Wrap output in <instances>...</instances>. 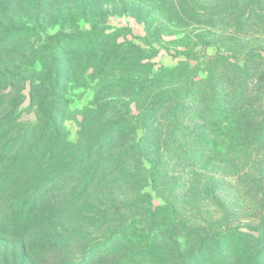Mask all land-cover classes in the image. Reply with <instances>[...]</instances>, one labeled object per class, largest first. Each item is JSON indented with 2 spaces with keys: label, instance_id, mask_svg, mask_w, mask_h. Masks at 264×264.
Instances as JSON below:
<instances>
[{
  "label": "rangeland",
  "instance_id": "374dc122",
  "mask_svg": "<svg viewBox=\"0 0 264 264\" xmlns=\"http://www.w3.org/2000/svg\"><path fill=\"white\" fill-rule=\"evenodd\" d=\"M121 28L129 30L116 32ZM91 31L95 33L87 35ZM254 49L264 52V0H0V79L2 72H8L9 81L26 84V98L18 110L23 121L33 123L38 108L28 101L30 83L51 77L56 86L54 97L60 100L54 111L70 113L62 126L71 142L78 140L84 128L89 134L94 127L115 128L120 122L125 135L114 146H130L132 128L138 126L135 139H139L143 127L154 118L151 111H145L153 98L177 89L182 80L183 85L187 83L188 78L177 73L180 66L188 67L189 76H202L207 64L228 58L220 59L222 53L244 59ZM176 51L197 56L189 60L172 56ZM24 68H28L25 76L14 75ZM16 87L1 81L0 93L18 95ZM33 90L38 91L37 87ZM110 138L107 134L104 141ZM257 145L242 163L232 166L182 163L175 169L168 162L163 181L152 176L156 165L148 161H143L147 175L119 178L115 188L107 187L108 175L105 186L90 195L99 210L88 220L87 230L98 242L81 250L75 240L78 243L70 245L68 263L116 264L126 259L138 244L122 236L121 229L133 230L120 216L128 219L147 207L143 214L155 221L137 226L142 231L141 243L148 241L137 257L145 260L142 264H155L148 260H158V264H264L263 136ZM80 176L48 183L27 196L24 207L0 201V264H31L28 259L34 257V246L42 243L35 230L25 227L26 210L56 204L80 188ZM135 200L140 202L136 208H117ZM88 203L39 226L45 234L58 237L78 225L79 217L89 219ZM175 210L182 223L181 237L188 235L185 227L212 234L200 253L192 254L197 235L190 231L180 238L186 240L180 244L183 258L157 254L163 243L176 246L168 238L172 229L161 218ZM228 228L233 230L219 232ZM56 254L47 252L37 263L57 264Z\"/></svg>",
  "mask_w": 264,
  "mask_h": 264
},
{
  "label": "trees",
  "instance_id": "16d2710c",
  "mask_svg": "<svg viewBox=\"0 0 264 264\" xmlns=\"http://www.w3.org/2000/svg\"><path fill=\"white\" fill-rule=\"evenodd\" d=\"M123 30L129 29L121 28L116 32ZM94 33L91 31L87 35ZM171 55L187 60L197 56L185 51H176ZM225 55L228 58L221 62L207 64L205 75L202 76H189L188 67L180 66L177 73L188 78L187 83L183 85L182 80L177 89L153 98L154 101L150 102L145 111H151L149 115L154 118L147 127H143L139 139H135L138 126L132 128L134 141L122 149L114 146L125 135V129L120 122H117L119 126L115 128L111 125L103 130L94 127L89 134H86L88 129L84 128L76 142L68 140L62 122L70 113L64 111L65 113L59 114L54 111L55 104L60 100L54 97L56 86L52 84L51 77L41 79L38 83H30L28 101L31 105H36L38 110L33 123L23 121L18 109L26 98V84L15 79L9 81L8 72L1 73L0 82L3 81L7 86H17L19 93H0V201L21 203L24 207L26 197L40 191L48 183L83 175L80 188L56 204L37 208L36 205L32 210H26L28 225L25 227L35 230L42 243L34 246V257L28 259L31 264H38L37 260L44 258L43 254H51L53 251L59 253L56 254L57 264H69L71 244L79 242L80 249L83 250L92 248L98 242L97 237L90 236L87 230L91 216L95 217L99 210L97 205H92L94 199L90 195L96 188L105 186L104 181L108 175L110 177L107 187L115 188V181L119 178L147 175L143 161H148L156 165L152 176L163 181V169L168 162H173L175 169L182 163L232 166L242 163L245 156L259 148L257 141L261 136L264 137V52L254 49L246 53L244 59L234 58L233 53L225 52L220 59ZM19 72L25 76L28 68L20 69L14 75ZM34 87H37V92L33 90ZM91 112L93 110H87L88 114ZM107 134L111 138L104 141ZM246 141L248 149L244 148ZM133 181L135 182L134 179ZM139 193L140 190L137 194ZM85 202H89L86 204L87 210L85 209L90 214L89 219L85 216L79 217L78 225L74 224L71 229L64 230V234L58 237L47 235L39 226L45 220L53 219L54 215L60 216L78 205H84ZM139 205L140 202L135 200L129 204L120 203L117 208L130 209ZM145 212L147 207L141 214L128 219L120 216V219L128 220L127 224L133 230L125 232L121 229L122 236L129 237L130 241L134 240L140 249L134 244L131 254L116 264L145 262L137 257L148 246V241L141 243L142 231L137 226L141 227L142 222L155 221L146 219L143 214ZM177 215L178 210L161 215L162 221L167 224L165 226L172 229L168 238L173 239L172 243L176 245L173 248L163 243L157 249V254L163 258L170 256L169 253L178 259L183 258L180 244L186 240L182 241L180 238L187 237L190 231L197 235L194 243L197 247H194L192 254L200 253L206 241L212 237V234L207 235L191 227H185L188 235L181 237L179 225L182 223L177 221ZM229 230L233 228L219 232L225 233L224 231ZM74 236L76 238L69 243L68 240ZM75 240L78 242H74ZM148 261L155 264L159 262Z\"/></svg>",
  "mask_w": 264,
  "mask_h": 264
}]
</instances>
